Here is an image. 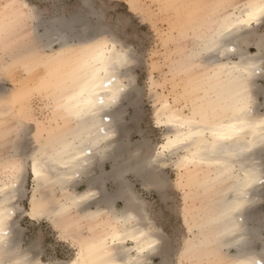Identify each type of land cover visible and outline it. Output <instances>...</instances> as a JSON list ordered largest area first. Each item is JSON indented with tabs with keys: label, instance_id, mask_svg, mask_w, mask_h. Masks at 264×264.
<instances>
[{
	"label": "rangeland",
	"instance_id": "rangeland-1",
	"mask_svg": "<svg viewBox=\"0 0 264 264\" xmlns=\"http://www.w3.org/2000/svg\"><path fill=\"white\" fill-rule=\"evenodd\" d=\"M246 1L199 0L203 7L190 20L186 12L177 13L164 7L169 0H0V183L11 175L13 164L23 165L19 174V177L23 176L22 184L17 177L25 195L15 203L19 250L34 246L36 256L32 254L41 264H68L75 255V247L60 237L50 220L33 221L28 216L35 189L29 161L35 150L45 144L53 148L59 145V138L54 136L66 134L74 126V120L63 122L57 115L55 95L65 98L67 94L76 93L78 85L90 77V72L84 70L91 64L94 52L99 53L100 48L94 43L104 41L101 33L109 25L115 28L118 21H125L119 26L118 34L133 55L132 62L122 70L123 80L133 96L132 103L125 101L123 104L122 123L129 130L125 140L133 154H136L137 147L147 144L150 159L155 157L158 145L164 142L169 132L156 122L163 100L177 106L184 114H190L195 108H208L211 103L216 112L227 106V99L219 97L217 88L212 87L204 76L207 68L201 69L206 64L202 45L205 38L217 31V25L222 24L224 13L244 7ZM19 2L28 6L27 9L23 7L25 14L22 16L14 13L16 7H20ZM104 16L107 17L104 26L97 27V20ZM79 19L94 26L83 37L78 36L81 28ZM53 25H71L73 31H68L65 38L59 40L57 36L46 35L47 28ZM246 35L247 40L242 44L238 42L237 50L240 48L246 56H253L261 51L264 44V22L247 29ZM19 54L32 61L31 66L11 64V59ZM216 55L214 59L218 60ZM231 58L237 60V56L232 55ZM72 73L76 76L81 74L80 81L73 83ZM59 74L61 78L64 76L62 82ZM256 83L259 86L254 93V107L261 114L264 113V77L258 78ZM18 141L24 148L20 156L15 151ZM136 152L141 153L140 150ZM184 153L178 149L165 153L163 163L150 162V170L163 174L167 180L168 187L160 192L145 187L142 178L133 172L123 175L122 181L124 189L130 191L145 216L151 218L161 239L166 264H208L211 261L204 252L208 250L211 253L217 247L213 243H204L215 228L214 224L205 223L206 210H209V215L225 188L230 189L234 180L229 178L221 184L215 183L213 167L204 163L181 162ZM104 161L101 165L109 173L113 162L111 159ZM112 184L106 179L98 191L111 195L116 189ZM70 188V192L80 193L87 188L86 182L78 181ZM52 196L61 201L63 191L52 187ZM117 199L112 206L118 212L123 201ZM261 206L257 211L260 213H257L260 226L256 235L259 236L264 230V204ZM72 216L80 218L79 213ZM87 221L80 226L82 236L108 233L99 220ZM259 236L252 242L254 252L264 245L260 243ZM186 244L193 248H186ZM161 262L159 257L151 258V264Z\"/></svg>",
	"mask_w": 264,
	"mask_h": 264
},
{
	"label": "bare ground",
	"instance_id": "bare-ground-1",
	"mask_svg": "<svg viewBox=\"0 0 264 264\" xmlns=\"http://www.w3.org/2000/svg\"><path fill=\"white\" fill-rule=\"evenodd\" d=\"M262 2L264 0H247L244 7H236L234 12L224 13L222 24L217 25L218 29L247 19V14L253 10L249 5ZM19 6L14 13L22 16L25 14L23 7L27 9L28 6L23 2ZM78 22L81 23L79 37L85 36L89 29H94L93 25L84 24L82 19ZM260 23V20H256L250 27L240 25L227 41L229 46L235 45L236 50L223 56L216 55L218 60L214 59L215 51H209L207 48L217 31L204 39L202 53L206 57V64L200 68H207L204 69V76L212 87L217 88V95L227 99V106L216 112L211 103L208 108H195L190 114H184L177 106L163 100L156 114V122L166 127L169 132L164 142L158 145L155 157L150 159L147 156V144L137 147L136 151L140 150V154L136 151V154H133L125 140L129 130L127 131L122 123L123 104L125 101H133L129 86L123 80L124 74L122 75V70L127 65H110L109 71L101 70L104 62L115 59L120 50L113 52L105 49L102 46L104 41L97 40L94 43L100 50L99 53L94 52L91 64L84 70L90 72V77L78 85L76 93L67 94L65 98L61 96V104L60 94L56 91L58 95H55L57 115L61 116L63 122L67 119L74 120V126L66 133L68 135L54 136L59 138V145L53 148L45 144L35 150L29 161V172L35 182V189L30 200L31 210L28 216L33 221L50 220L59 231L60 237L72 243L75 255L68 264H151L153 257L162 259L161 264L167 263L163 257L159 234L146 226L147 217L130 191L124 189L122 177L133 172L142 178L145 187L160 192L162 189L152 186L159 172L151 171L149 164L163 163L165 153L178 149L185 151L181 162L204 163L213 167L216 174L215 180L213 179L215 183L221 184L229 178L234 180L230 189L225 188V192L222 189L223 196L219 197L209 215V210H206L208 213L206 212L205 223L214 224L215 228L209 239L205 238L204 243H213L217 247L216 251L214 249L211 253L208 250L204 252L211 261H208V264H245L253 256L260 258L264 245L261 250L254 252L248 237L259 236L256 235L258 225L260 226L257 211H260V205L263 207L264 204L261 203L264 198V154L260 149L264 137V113L259 114L254 107V93H257L258 90H255L259 86L256 80L263 79L264 70L260 50L253 56H246L240 52V48L237 50L238 42L242 44L247 40L246 30ZM72 29L71 25H53L47 28L46 35L57 36V39L62 40L65 33ZM19 55L20 58L11 59V64L31 66V60L29 62L21 56L23 54ZM232 55L237 56L236 61L232 60ZM79 76L72 73L73 83L80 81ZM62 79L64 76L61 82ZM54 82L58 84L59 81ZM101 100L104 101L103 104L100 103ZM213 132L231 134L233 138L218 140ZM216 145L219 147H214ZM15 146V151L20 156L21 150L24 149L22 144L18 141ZM81 149L84 150L83 153ZM106 159L113 162L109 173H106L101 165ZM225 161L230 163L226 166ZM33 164L36 165L38 176L33 175ZM21 169L23 170L22 164H13L11 175L0 183V189H3V192H0V218L3 220L0 224V264H24L27 260H38L35 258L33 245L30 246L33 248L23 251L19 250L18 245L19 231L15 228V203L18 197L13 195L15 189L12 185L18 184ZM106 179L116 186L111 195H105L103 190L98 191ZM81 180L86 182L87 188L80 193L70 192V187ZM52 187L63 191V200L53 198ZM34 198L37 206H42L44 212L35 220L31 216ZM116 198L123 201V207L118 212L112 206ZM73 213H79L80 218L75 219L77 216L74 218ZM86 220H99L108 233L103 232L101 236H82L80 226ZM150 243L153 244V249L148 248ZM188 246L186 244V248ZM192 248L189 246V249ZM230 250L233 253H230ZM220 251H223V254Z\"/></svg>",
	"mask_w": 264,
	"mask_h": 264
},
{
	"label": "snow or ice",
	"instance_id": "snow-or-ice-1",
	"mask_svg": "<svg viewBox=\"0 0 264 264\" xmlns=\"http://www.w3.org/2000/svg\"><path fill=\"white\" fill-rule=\"evenodd\" d=\"M218 6V5H217ZM164 7L172 9L177 11L179 13L180 11H184L187 13L188 18L191 20L192 17L196 14V11L201 9L203 5L199 3V0H169ZM252 11H250L247 14V19L238 20L235 23L230 24L229 26H225L221 29H218L217 32L214 34V39L210 45L207 46L209 51H215V53L218 56L226 55L228 52L235 51V45L229 46L227 41H229L232 38L233 32L240 26L245 25L250 27L252 22L256 20H260L261 22H264V2L260 4H252L249 5ZM107 20V17L104 16L103 18H99L96 22L97 27H103L105 22ZM125 21L120 20L117 22L116 27H112L111 25L108 26L107 30L101 33V35L104 37L103 47L105 49H109L110 51L115 52L117 49L120 50V54L115 59H109L104 62V67L101 69L104 72L109 71L110 65L114 66L116 64H119L121 66L128 65L133 60V55L130 50H127V46L124 43V41L121 39V37L118 34V28L120 25L124 24ZM260 59L261 64L264 65V44L261 46L260 51ZM255 67V65H252ZM101 104L104 103L103 100L100 101ZM213 135L216 136L218 140H230L232 139L231 134L227 133H217L213 132ZM214 147H219L218 145ZM260 149L262 154H264V137H262V141L260 144ZM245 151H248V149H245ZM81 152L83 153L84 150L81 149ZM159 155V153L157 154ZM162 163V162H161ZM225 165L227 166L230 162L225 161ZM33 175L38 176L39 173L36 171V165L33 164ZM22 171V169H21ZM20 184L23 182V176L21 175L19 177ZM264 183V181H262ZM20 184H14L12 187L15 189V192L13 195H16L18 198L23 197L25 195V192L22 191ZM153 187L160 188V189H166L168 187V183L166 178L163 176V174H158L154 178V183L152 185ZM0 192H3V189H0ZM43 207L37 206L35 198L33 199V211L31 213L32 218L35 220L39 218V216L43 215ZM3 223L2 218H0V224ZM146 226L150 230H155L153 228V225L151 223V218L147 217L145 218ZM242 227V226H241ZM260 243L264 244V230L260 233ZM248 240L250 243L255 241V236H249ZM149 249H153V244L148 245ZM24 264H41L39 261H32L27 260L24 262ZM245 264H264V252L261 253L260 258L257 259L255 256L248 259Z\"/></svg>",
	"mask_w": 264,
	"mask_h": 264
}]
</instances>
